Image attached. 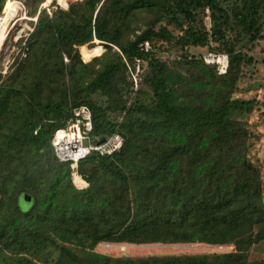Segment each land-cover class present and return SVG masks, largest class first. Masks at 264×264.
<instances>
[{
  "label": "trees",
  "instance_id": "trees-1",
  "mask_svg": "<svg viewBox=\"0 0 264 264\" xmlns=\"http://www.w3.org/2000/svg\"><path fill=\"white\" fill-rule=\"evenodd\" d=\"M44 1L23 0L36 22L0 70V264H264L251 259L264 246V183L238 119L264 102L233 98L245 51L264 42V0H81L50 13ZM93 41L104 52L85 63ZM195 49L227 54L226 74ZM80 106L93 143L124 142L72 171L51 140ZM104 244L221 250L133 259L97 252Z\"/></svg>",
  "mask_w": 264,
  "mask_h": 264
},
{
  "label": "rangeland",
  "instance_id": "rangeland-1",
  "mask_svg": "<svg viewBox=\"0 0 264 264\" xmlns=\"http://www.w3.org/2000/svg\"><path fill=\"white\" fill-rule=\"evenodd\" d=\"M49 1V0H48ZM8 2L20 4L22 11L20 16L25 18L22 20L14 21L8 26L6 33L5 44L3 45L0 52V70L2 74L7 72L9 65L12 63L13 58L19 53V47L16 45L18 40L24 38L32 29L31 23H34V18H30L28 15L29 9L24 5L23 0H6L3 13L5 11ZM206 24L208 21L206 20ZM208 26V25H207ZM94 46H100L99 42L93 41ZM91 46V45H90ZM87 48L89 46H86ZM101 47V46H100ZM87 48H82L83 57L81 58L83 62L88 63L89 59L85 58V51ZM102 53L104 52L103 47ZM207 50H192L194 54H204ZM248 56L253 60L251 64L244 66L243 77L239 82V92L233 96V98H238L242 100H255L260 103L264 102V64L262 59L264 58V42H261L258 47L253 51H245ZM101 53V54H102ZM180 54V51L170 50L163 53V57L168 60H174ZM98 57V56H97ZM95 58V57H94ZM86 60V61H85ZM88 61V62H87ZM264 107L261 106L257 111L254 110L251 113H245L238 119L242 122L248 124V130L252 132L249 143L252 144L249 149L247 156V165L254 167L257 166L261 169L262 179L264 183ZM255 138V140H254ZM258 139V140H257ZM75 176L73 183L79 188H85L86 183L81 179L82 182L77 181ZM78 182V183H77ZM85 186V187H84ZM221 249L216 247H209L203 244H193V245H143V246H123L118 245L117 247H105L100 245L96 248V251L103 255H110L113 257L120 256L122 254L130 258H145L148 256H168V255H202L211 254L214 251H220ZM264 258V246L255 248L251 253V259H262Z\"/></svg>",
  "mask_w": 264,
  "mask_h": 264
},
{
  "label": "built area",
  "instance_id": "built-area-1",
  "mask_svg": "<svg viewBox=\"0 0 264 264\" xmlns=\"http://www.w3.org/2000/svg\"><path fill=\"white\" fill-rule=\"evenodd\" d=\"M75 1L81 0H45L39 9H44L48 13L58 8L66 10L69 4ZM33 21L35 22L36 19L34 18ZM31 31L32 29H30ZM140 48L146 53L151 50L148 42L141 44ZM202 60L205 65L214 66L218 75L226 74L229 66L227 54L208 51L202 56ZM126 65L128 67L129 80L134 90H136L140 82V61L136 60L135 70L128 66V64ZM91 130L92 116L89 109L86 106L75 108L73 110V118L67 127L57 129L53 133L51 146L58 162L68 163L71 170L76 171L78 163L86 159L90 154L95 153L98 157H106L111 156L122 148L124 142L122 136L114 134L106 140L93 143L89 138ZM75 176L77 175L74 172L73 180ZM103 246L117 247V245L113 244H104Z\"/></svg>",
  "mask_w": 264,
  "mask_h": 264
},
{
  "label": "bare ground",
  "instance_id": "bare-ground-1",
  "mask_svg": "<svg viewBox=\"0 0 264 264\" xmlns=\"http://www.w3.org/2000/svg\"><path fill=\"white\" fill-rule=\"evenodd\" d=\"M21 11H22V8L20 4L12 3V2L7 3L5 11L2 17H0V52H1L3 45L5 44L4 42L7 36L6 33H7L8 26L10 25V23L12 22L14 23V21L22 20L25 18L24 16L22 17L20 16ZM102 51H103L102 48L99 45H97L96 47L85 51V58L92 59L94 57L100 56ZM77 181L82 182L79 177H77Z\"/></svg>",
  "mask_w": 264,
  "mask_h": 264
},
{
  "label": "water",
  "instance_id": "water-1",
  "mask_svg": "<svg viewBox=\"0 0 264 264\" xmlns=\"http://www.w3.org/2000/svg\"><path fill=\"white\" fill-rule=\"evenodd\" d=\"M23 200H24L25 202H29V201H30V197H29L28 195H24V196H23Z\"/></svg>",
  "mask_w": 264,
  "mask_h": 264
},
{
  "label": "clouds",
  "instance_id": "clouds-1",
  "mask_svg": "<svg viewBox=\"0 0 264 264\" xmlns=\"http://www.w3.org/2000/svg\"><path fill=\"white\" fill-rule=\"evenodd\" d=\"M35 19H36V17H35ZM35 22H36V21H35ZM35 22H34V23H35Z\"/></svg>",
  "mask_w": 264,
  "mask_h": 264
}]
</instances>
